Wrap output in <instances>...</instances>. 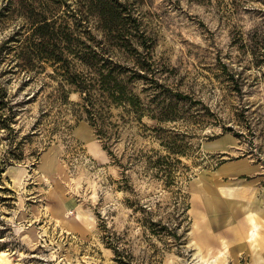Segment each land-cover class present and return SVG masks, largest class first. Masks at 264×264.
<instances>
[{
    "label": "rangeland",
    "instance_id": "374dc122",
    "mask_svg": "<svg viewBox=\"0 0 264 264\" xmlns=\"http://www.w3.org/2000/svg\"><path fill=\"white\" fill-rule=\"evenodd\" d=\"M89 1L0 0V48L20 31V42L5 51L13 55L42 16L76 29ZM116 1L147 39L159 83L182 96L174 116L145 115L139 123L112 106L102 128L110 138L101 139L80 93L69 89L64 105L53 102L60 79L50 77L49 64L31 78L17 61L0 59V84L15 111L11 135L0 125V252L13 264H253L251 242L240 249L232 230L245 223V201L221 196L232 207L219 201L213 212L198 182L205 174L206 187L215 188L211 176L223 167L222 184L255 187L264 202V0ZM82 26L103 38L95 16ZM81 125L105 162L87 154L76 135ZM227 135V151L203 147ZM174 142L182 154H172ZM47 151L79 183L76 192L75 182L39 167ZM20 171H29L24 183ZM58 180L91 215L84 233L68 232L53 217ZM257 231L264 236L263 220Z\"/></svg>",
    "mask_w": 264,
    "mask_h": 264
},
{
    "label": "trees",
    "instance_id": "16d2710c",
    "mask_svg": "<svg viewBox=\"0 0 264 264\" xmlns=\"http://www.w3.org/2000/svg\"><path fill=\"white\" fill-rule=\"evenodd\" d=\"M88 4V15L81 16L76 29L65 22L56 27V22L42 16L27 31L19 50L14 49L13 55L9 50L5 53L13 47L11 43L20 42L22 34L16 31L3 42L0 59L9 63L17 61L15 66L19 71L31 74V78L35 71L44 70L49 64L53 68L50 77L60 79L53 102L64 105L69 89L80 93L87 119L99 128L97 135L101 139L110 138L102 128L107 115L104 112L112 106L124 108L139 123L145 115L160 121L173 118L175 104L182 96L173 95L159 83L160 70L153 61L147 39L138 35L136 19L116 0H90ZM90 16L99 21L103 35L100 40L87 28L82 29ZM138 45L144 51H139ZM139 86L142 87L137 92ZM7 96L5 87L0 84V125L11 135L15 111ZM165 100L169 101L166 106ZM169 149L172 154L183 153L175 142ZM116 254L120 257L118 252Z\"/></svg>",
    "mask_w": 264,
    "mask_h": 264
},
{
    "label": "bare ground",
    "instance_id": "6f19581e",
    "mask_svg": "<svg viewBox=\"0 0 264 264\" xmlns=\"http://www.w3.org/2000/svg\"><path fill=\"white\" fill-rule=\"evenodd\" d=\"M76 135L79 136L81 142L83 143L87 154L95 159L100 158L102 162H105L107 159L104 155V150L100 148L98 141L92 135L91 131L87 128L86 125H81L76 132ZM232 140L230 136H225L221 140L205 144L203 147L208 149L211 146H216L221 148L223 151H227V144ZM44 172L54 175L58 174L63 181L71 185V182L74 183L73 191L76 192L78 189L79 183L72 181L65 170V167L62 163H59L56 155L52 152H45L42 156V162L39 166ZM24 168V167H22ZM229 170V169H228ZM227 171L226 168H220L216 173H214L211 178L214 179L215 188L208 189L206 183L204 182L205 174L201 177V180L198 184H202L199 188L200 197L204 200L206 207L215 211L217 202L224 204L226 210H230L232 206L229 202L221 201V196L226 198H233L239 201H245L246 204V220L244 224L233 225L232 230L235 234L236 239L238 240L240 249L245 248L246 242H251V246L254 248L255 259L253 264H264V236H262L257 228L261 220L264 221V202L263 200H258L257 195L259 194V189L251 186H246L243 184H234V185H224L220 181V176ZM22 174L20 176L21 182H25V177H29V171H20ZM19 174V173H18ZM62 181H55V186L52 188V194L57 201V206L52 210L53 217L57 220L58 224L62 226L68 232H79L84 233L86 230V222L91 219V215L83 209L82 206H76L74 202V197L71 194V190L62 185ZM198 193V194H199ZM245 206V205H244ZM75 209L77 216L71 218L72 210ZM29 234L33 239H36L34 229L30 227L28 229ZM30 238V237H29ZM259 249V250H258ZM203 255L202 247H198L197 256ZM235 261L237 257L234 256ZM0 264H13L9 259L6 253L0 252ZM16 264V263H14ZM216 264H225V260H218Z\"/></svg>",
    "mask_w": 264,
    "mask_h": 264
}]
</instances>
